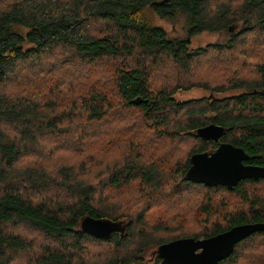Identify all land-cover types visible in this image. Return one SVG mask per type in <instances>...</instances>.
Masks as SVG:
<instances>
[{
  "label": "trees",
  "instance_id": "trees-1",
  "mask_svg": "<svg viewBox=\"0 0 264 264\" xmlns=\"http://www.w3.org/2000/svg\"><path fill=\"white\" fill-rule=\"evenodd\" d=\"M182 16L186 20L182 39L170 38L155 24V18L174 21ZM236 23H242V28L230 35L228 44L191 47L193 38L230 34ZM254 33L264 34V0H15L1 10L0 264H75L87 242L115 249L119 255L107 264H132L128 252L136 242L138 253L153 254L171 241L208 239L239 225L264 223V179L244 180L228 189L193 183L186 177L194 154L211 153L218 147L217 142L197 136L199 128L210 124L225 129L221 142L246 151L247 164L264 166V50L250 55L253 65L245 63L243 68L242 61L235 60L229 67L217 62L209 64L213 70L207 80L193 79L214 93L239 92L224 99L184 104L174 98L176 88L152 89L155 69L162 71L161 57L188 75L213 55L241 50L244 38ZM57 49L67 50L85 65L107 60L123 63L113 71L108 91L112 96L105 91L108 85L76 91L66 84L62 93L45 104L38 98L35 103L14 98L9 82L16 68L27 63H33L26 66L30 71L40 68L45 54ZM120 110L125 115H119ZM182 136L197 140L200 146L183 164L164 159L165 142ZM79 137L93 142L92 158V148L77 142ZM83 153L99 168L119 154V165L100 185V172L76 170L78 162L71 159L84 158ZM59 159L67 160L68 167L54 169ZM134 183L153 191L145 209L139 210L135 200L110 201L104 195L106 189ZM191 187L207 192L222 188L236 195L242 207L236 212L226 208L218 220L195 235L162 236L169 229L158 222L153 226L154 237H161L153 239L148 231L149 212L165 198L170 210L191 205L195 200ZM208 202L212 206L213 199ZM86 217L115 223L119 230L108 239L86 234L82 229ZM13 227L29 229L36 239L11 231ZM260 238L264 232L241 241L220 264H264V258L256 256L263 247L258 243L252 247ZM24 253L28 259L18 262L17 256ZM152 257L153 264H162L158 255Z\"/></svg>",
  "mask_w": 264,
  "mask_h": 264
},
{
  "label": "rangeland",
  "instance_id": "rangeland-1",
  "mask_svg": "<svg viewBox=\"0 0 264 264\" xmlns=\"http://www.w3.org/2000/svg\"><path fill=\"white\" fill-rule=\"evenodd\" d=\"M14 1L15 0H0V11ZM155 24L164 28L168 32L170 38L182 39L185 36L186 20L183 16L174 21L155 18ZM90 27H92V25H90ZM241 28L242 23H236L230 27V34L225 32L202 34L192 39L191 47L195 49L198 47H206L209 44L214 43L226 45L231 40L230 35H236ZM244 39V42H242L240 46V48H242L241 50L235 51L234 53L230 52L223 56L213 55L209 58L208 62H202L188 75L182 70L175 69L171 62L166 58L161 57L159 61L163 62L161 64L162 71L159 73L160 69H155L152 79V89L157 91L159 89L176 88L174 98L181 103L192 105L204 100L214 101L216 99H224L225 97L239 93L232 91L231 89H227L228 92L223 93V95L214 93L211 92V90L203 88L200 84L198 86L193 82V79L202 81L207 80L208 74L213 70L209 64L215 65L217 62L219 65L229 64V67L234 65L235 60L242 61L243 68H245V63L253 65L250 55L257 54L261 50H264V34L254 33ZM45 55L43 61L40 63V68L34 66L31 67L32 71H30L26 66H30L33 63H27L23 67L20 66L16 68V73L10 76L9 91L14 95V98L19 97L29 99L28 101L31 103H35V98H38L40 99L41 104H45L62 93L66 84H69L71 88L76 91H86L87 88L92 86H98L100 88L101 86L108 85L109 87L105 89V91L109 93V96H112L108 91H111L112 89V84H110V82L113 81V71L116 66L123 65V63L120 62L115 63L116 60H107L98 65H85L86 63L76 59L73 54L67 50L61 49H57V51H52ZM138 58L139 57L132 59L131 62H134L135 59ZM108 72L109 76L107 74ZM249 77H252L251 73ZM185 78L189 80V82L184 84L182 81ZM179 85H182L183 88L179 87ZM56 104L59 106L60 101H57ZM122 111L123 110L118 111V114L125 115ZM134 124L135 122L130 123L131 126ZM91 127L92 125L90 128ZM92 128L89 130L92 131ZM88 137H79L76 140L77 142L82 143L84 147L89 145L92 148V153L90 154V158H92L93 142H90ZM165 143L166 145L163 153L168 154L167 156H164V159L167 158L173 161V163L180 161L181 164L184 163L191 151L200 146V143L197 140L187 136L178 137L174 141ZM30 148H32V146ZM83 156L84 158L73 157L71 159L74 162H78L75 164L76 170L80 172L89 169L92 174H98L100 172V185L110 172L116 169L115 166L119 165V154L114 157L116 159L112 163H103L100 168L95 165L92 160H88L84 153ZM66 161L67 160L59 159L56 168L54 169L67 165ZM49 162L51 164L52 161L50 160ZM66 167H68V165ZM104 184H107V180ZM139 185L138 183H134L133 185L126 186L122 189H106L104 195L107 196L110 201L114 198H122L124 202H126L127 199L135 200L139 203V210H142L147 208L150 198L153 197V191L149 188H142L141 186L139 188ZM179 187L180 189L182 188L181 185H179ZM185 189L188 191V188ZM189 190H191V194L195 197V200L191 205L188 202L184 208L170 210L169 205L166 204L165 198L160 206L153 208L149 212L150 219H147V221L151 229L149 228L148 231L153 239L157 240L161 237L160 235H158L157 238L154 237V234L157 233L153 230V226L158 222H161L162 225H166L169 229L166 234H161L162 236H168L170 234L182 235L183 233L195 235L201 232L206 226H209L213 221L218 220L225 213L226 208L228 212H236L243 204L236 195H231L227 190H222V188L217 189L214 192H207L200 187H191ZM167 196H169V194ZM208 198L213 199L212 206H209L210 202H208ZM209 209L210 214L208 215L206 211ZM158 227H161V225ZM17 230L19 229L14 227L11 229L13 232ZM17 232L24 234L30 239H36V235H32L29 229H21ZM257 243L261 245L263 249L260 251L258 250L256 256H259L262 259L264 258V238H260L253 245L251 244L252 247L256 246ZM129 248L130 251L128 254L131 253L134 259L132 264H153L155 261L154 257H152V252L148 251L143 254L138 253L137 242ZM245 253L248 254L247 252ZM118 255L119 254L116 253L115 249L110 251L106 246H102L99 243L87 242L83 248L81 256L75 260V264H107L108 261H113ZM27 259L28 256L26 253H24L23 256H17L18 262H25Z\"/></svg>",
  "mask_w": 264,
  "mask_h": 264
},
{
  "label": "water",
  "instance_id": "water-1",
  "mask_svg": "<svg viewBox=\"0 0 264 264\" xmlns=\"http://www.w3.org/2000/svg\"><path fill=\"white\" fill-rule=\"evenodd\" d=\"M136 104H141L135 101ZM225 129L210 124L197 130V136L218 143L212 152H202L191 157V166L187 172L190 182L209 187L222 185L235 188L241 181L264 179V166L247 164L250 156L242 148L221 142ZM119 225L102 219L86 217L82 221L84 233L100 239H108L119 230ZM256 232H264V223L239 225L217 236L195 240L184 238L160 245L153 253L158 255L162 264H220L230 257L235 247Z\"/></svg>",
  "mask_w": 264,
  "mask_h": 264
},
{
  "label": "bare ground",
  "instance_id": "bare-ground-1",
  "mask_svg": "<svg viewBox=\"0 0 264 264\" xmlns=\"http://www.w3.org/2000/svg\"><path fill=\"white\" fill-rule=\"evenodd\" d=\"M87 234V233H86ZM172 242V241H171Z\"/></svg>",
  "mask_w": 264,
  "mask_h": 264
}]
</instances>
